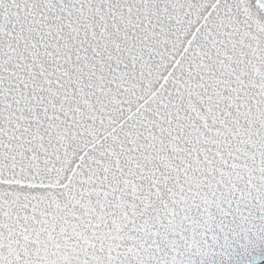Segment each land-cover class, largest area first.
Segmentation results:
<instances>
[{
	"label": "snow or ice",
	"instance_id": "obj_1",
	"mask_svg": "<svg viewBox=\"0 0 264 264\" xmlns=\"http://www.w3.org/2000/svg\"><path fill=\"white\" fill-rule=\"evenodd\" d=\"M0 264H264V0H0Z\"/></svg>",
	"mask_w": 264,
	"mask_h": 264
}]
</instances>
